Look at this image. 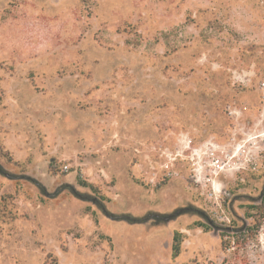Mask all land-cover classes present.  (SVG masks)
<instances>
[{
	"label": "rangeland",
	"instance_id": "374dc122",
	"mask_svg": "<svg viewBox=\"0 0 264 264\" xmlns=\"http://www.w3.org/2000/svg\"><path fill=\"white\" fill-rule=\"evenodd\" d=\"M258 134L264 0H0V264H264V143L226 223L163 175L186 139Z\"/></svg>",
	"mask_w": 264,
	"mask_h": 264
},
{
	"label": "built area",
	"instance_id": "2783aa9c",
	"mask_svg": "<svg viewBox=\"0 0 264 264\" xmlns=\"http://www.w3.org/2000/svg\"><path fill=\"white\" fill-rule=\"evenodd\" d=\"M228 110L230 116L235 118L237 112L231 107ZM247 143L260 148L264 143V134L250 136L237 146L221 143L214 138L198 145H195L191 139H186L181 147L163 156L165 159L163 175L166 179L177 178L180 176L177 165L188 164L192 184L201 190L207 199L220 207L221 211L216 212L218 219L223 223L229 222L226 211L222 208L231 199L232 194L226 188L224 178L241 174L254 164L250 150L247 151L249 148Z\"/></svg>",
	"mask_w": 264,
	"mask_h": 264
},
{
	"label": "trees",
	"instance_id": "16d2710c",
	"mask_svg": "<svg viewBox=\"0 0 264 264\" xmlns=\"http://www.w3.org/2000/svg\"><path fill=\"white\" fill-rule=\"evenodd\" d=\"M11 197L9 196H4L2 197V203L7 204L9 202V199ZM261 204L258 206H251V209L253 210V212H246L247 213V218L248 219H253L254 222H252V225L254 226L253 229L251 228H247V230L250 232L252 231V237L255 238L256 235L260 232L261 228L264 225V218L263 220H260L258 217V215H262L264 213V196L260 202ZM264 217V216H263ZM232 229V230H231ZM227 231H236V232H240L243 229H234L232 228V226L230 228H226ZM222 237H224V234H222ZM183 238L184 235L182 233H175L174 236V245H173V257L177 258L180 253H181V246L183 243ZM237 245V244H235ZM231 246V244L227 245L225 244V242H223L222 244V249L224 252H227V250L229 249V247Z\"/></svg>",
	"mask_w": 264,
	"mask_h": 264
}]
</instances>
